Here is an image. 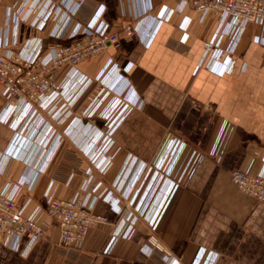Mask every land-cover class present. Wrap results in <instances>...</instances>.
Returning a JSON list of instances; mask_svg holds the SVG:
<instances>
[{
  "label": "crops",
  "instance_id": "obj_1",
  "mask_svg": "<svg viewBox=\"0 0 264 264\" xmlns=\"http://www.w3.org/2000/svg\"><path fill=\"white\" fill-rule=\"evenodd\" d=\"M19 1L0 0V46L26 58L72 45L80 37L70 34L75 25L91 22L100 11L97 26L120 34V47L109 45L81 62L57 106L35 116L15 104L6 121L0 88V190L10 184L25 214L39 216L46 228L34 242L22 237L17 249L1 246L0 264H264V203L231 178L236 170L256 175L264 165V45L255 41L262 27L246 26L232 71L218 75L204 64L205 43L220 28L216 12L201 19L182 0H59L74 20L61 37L54 33L57 20L45 29L16 22L12 10ZM163 10H172L169 21L160 20ZM64 14L62 8V21ZM129 24L136 27L132 36L123 33ZM231 44L232 35H224L221 47ZM111 58L118 68L96 83L135 106L114 131L112 149L99 159L98 165L111 161L100 173L90 156L106 122L85 114L90 92L75 99L83 79L97 80ZM224 123L232 131L218 161L209 153ZM175 137L188 146L165 175L155 166ZM193 150L204 156L179 181ZM90 170L92 188L99 185L95 211L109 223L93 227L81 247H62L59 227L46 213L48 199L85 197ZM138 187L136 205L150 217L157 214L155 223L140 218L130 239L103 253L120 220L104 197L112 193L124 206ZM152 236L159 249L149 244Z\"/></svg>",
  "mask_w": 264,
  "mask_h": 264
},
{
  "label": "built area",
  "instance_id": "obj_2",
  "mask_svg": "<svg viewBox=\"0 0 264 264\" xmlns=\"http://www.w3.org/2000/svg\"><path fill=\"white\" fill-rule=\"evenodd\" d=\"M182 3L190 4L201 19L210 12L220 15V28L204 46V64L210 71L218 75L232 71L235 63L233 58L235 45L250 23L262 27L263 35L256 36L255 41L264 45V0H182ZM62 8L67 14L66 17L64 14L63 21ZM12 11L16 22L26 21L38 29H45L52 19L57 20L54 33L61 37H65L70 32L74 23L71 17L73 12L62 5L59 0H20ZM101 13V11L98 12L91 22L75 25L70 34L80 35V37L72 45L55 48L51 54L46 56L36 52L33 57L26 58L6 45L0 46V88L1 95L6 101L4 109L6 121L10 118L15 104L28 108V113L32 112V116L40 114L39 111L54 108L64 97L66 84L76 74L81 62L105 51L109 45L120 47V34L109 33L105 26H97ZM171 14L172 10H163L160 20L169 21ZM123 33L132 36L136 33V27L134 24H129L124 28ZM224 35H232V44L226 49L221 47ZM116 67L118 68L117 62L111 58L97 80L84 78L81 90L75 99L76 101L90 92L92 101L85 114L88 118L98 116L106 122V129L90 156L91 162L95 164L100 173L107 171L111 166V161L107 158L105 164L98 165L99 159L105 157L112 149L114 131L123 121L126 113L135 106V102L126 101L119 96L114 97L109 90L96 83L105 72ZM63 77L65 79H62ZM231 131L230 124L224 123L209 153L218 161L222 159ZM187 146L184 140L171 138L166 145L164 159L160 160L155 167L162 170L165 175H170ZM200 155L204 156L193 150L179 181L185 173L190 171L194 161ZM88 176L83 186L86 192L85 197L76 194L73 198L66 200L53 197L48 199L46 213L59 227L62 247H81L93 227L109 223L106 216L95 211V204L100 198L96 194L99 185L92 188L94 176L91 170ZM231 178L240 191L264 203V165L256 175L248 171L236 170L232 172ZM16 193V190L10 188V184L0 190V247L9 246L17 249L22 237L29 235L34 242L46 234V228L39 220V216L25 214V206L18 204ZM140 194L141 190L138 187L133 195L127 198L124 206L121 198L115 197L112 193H107L104 197V200L114 207L120 220L103 249V253L110 254L118 240L130 239L140 218L146 219L151 225L155 223L157 214L150 217L145 213V209H142L140 203L136 205V199ZM149 244L159 247L153 236L149 238ZM198 259L201 261L202 255Z\"/></svg>",
  "mask_w": 264,
  "mask_h": 264
},
{
  "label": "rangeland",
  "instance_id": "obj_3",
  "mask_svg": "<svg viewBox=\"0 0 264 264\" xmlns=\"http://www.w3.org/2000/svg\"><path fill=\"white\" fill-rule=\"evenodd\" d=\"M97 91H98V90H97ZM79 92H80V91H79ZM79 92H78V94H79ZM78 94H76V95H78ZM76 95H75V96H76ZM90 101H92V98L90 99Z\"/></svg>",
  "mask_w": 264,
  "mask_h": 264
}]
</instances>
